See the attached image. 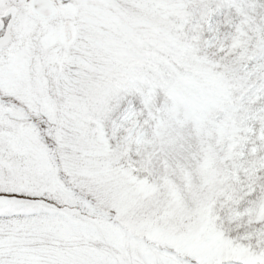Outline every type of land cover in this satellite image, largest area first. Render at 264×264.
Masks as SVG:
<instances>
[{"label": "snow or ice", "instance_id": "obj_1", "mask_svg": "<svg viewBox=\"0 0 264 264\" xmlns=\"http://www.w3.org/2000/svg\"><path fill=\"white\" fill-rule=\"evenodd\" d=\"M0 264H264V0H0Z\"/></svg>", "mask_w": 264, "mask_h": 264}]
</instances>
